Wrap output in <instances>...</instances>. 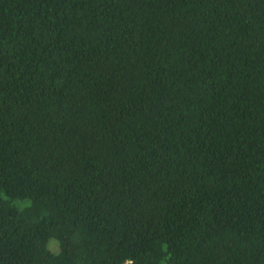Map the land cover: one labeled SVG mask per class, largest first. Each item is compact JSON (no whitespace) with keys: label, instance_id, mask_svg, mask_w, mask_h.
<instances>
[{"label":"trees","instance_id":"1","mask_svg":"<svg viewBox=\"0 0 264 264\" xmlns=\"http://www.w3.org/2000/svg\"><path fill=\"white\" fill-rule=\"evenodd\" d=\"M0 264H264V0H0Z\"/></svg>","mask_w":264,"mask_h":264},{"label":"clouds","instance_id":"2","mask_svg":"<svg viewBox=\"0 0 264 264\" xmlns=\"http://www.w3.org/2000/svg\"><path fill=\"white\" fill-rule=\"evenodd\" d=\"M45 249L50 252L52 251L50 243L45 245Z\"/></svg>","mask_w":264,"mask_h":264},{"label":"rangeland","instance_id":"3","mask_svg":"<svg viewBox=\"0 0 264 264\" xmlns=\"http://www.w3.org/2000/svg\"><path fill=\"white\" fill-rule=\"evenodd\" d=\"M53 242H55V241H53Z\"/></svg>","mask_w":264,"mask_h":264}]
</instances>
